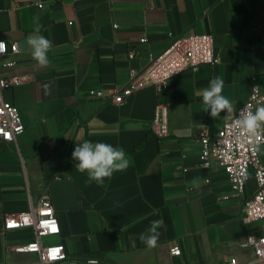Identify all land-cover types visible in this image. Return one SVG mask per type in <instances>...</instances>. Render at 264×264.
<instances>
[{
  "label": "crops",
  "instance_id": "1",
  "mask_svg": "<svg viewBox=\"0 0 264 264\" xmlns=\"http://www.w3.org/2000/svg\"><path fill=\"white\" fill-rule=\"evenodd\" d=\"M37 27L53 43L44 68L24 47ZM201 34L213 36L216 65L183 71L161 93L148 87L121 104L112 101L109 93L128 82L132 68L145 67L177 37ZM0 39L19 44L14 67L1 66L0 58V77L23 80L3 96L26 127L15 143L0 141V264L39 263L38 254L20 251L35 240L34 230L5 231L4 222L43 197L61 225V234L44 242L64 244L84 260L226 264L255 258L238 244L261 234L264 221L244 223L245 199L232 196L228 175L215 163L200 166L197 132L205 125L216 135L228 119L225 111L218 118L203 111L200 93L212 78L224 79L223 94L236 111L249 98L253 76L264 87V0H0ZM91 90L107 97L90 98ZM160 104L168 107L170 130L162 139L152 132ZM85 141L122 147L129 168L104 186L87 183L71 156ZM251 171L247 197L257 188ZM161 218L157 247L148 249L140 234ZM178 244L182 253L172 256Z\"/></svg>",
  "mask_w": 264,
  "mask_h": 264
},
{
  "label": "built area",
  "instance_id": "2",
  "mask_svg": "<svg viewBox=\"0 0 264 264\" xmlns=\"http://www.w3.org/2000/svg\"><path fill=\"white\" fill-rule=\"evenodd\" d=\"M142 40L148 41L146 37ZM18 52V43L9 44L6 40L0 39L1 66L14 67L16 65L14 56ZM134 57L135 53L132 50L130 58ZM218 62L212 35L180 36L173 39L164 53L150 55L145 67L132 68L128 82L120 88L113 89L109 93L110 98L115 103L121 104L127 97L148 87L161 93L183 71L196 70L203 64L216 65ZM21 83L23 80L19 77L12 79L0 77V141L15 143L26 130L17 106L4 99L3 96L4 89ZM88 95L95 99L107 97L102 90H91ZM245 106H250L253 111L259 106H264V87L256 83L255 76L252 78L249 98L239 110ZM167 111L168 107L160 104L153 118L152 132L161 139L170 134ZM259 139L264 143V136ZM197 142L202 145L200 166L208 169L215 163L221 167L229 177L232 196L245 199L242 221L246 224L264 221V159L263 154H253L251 150L253 139L233 127L232 120L227 119L216 135L210 133L208 126H201L197 132ZM251 170L254 171L257 188L251 197H247V185L252 176ZM192 190L193 188L190 187L189 191ZM229 198V195L222 197L223 200ZM23 228L33 229L35 240L21 246L20 251L38 254L40 256L38 264H87V259L84 260L70 254L64 244L44 242L46 237H57L61 234L57 211L49 198L43 197L38 203L31 205L27 211L11 214L5 219V231ZM238 246L241 249L252 250L255 258L248 263H241L235 257L229 259L226 264H264V228L259 235H248ZM170 253L172 256H179L182 253L180 245L172 247Z\"/></svg>",
  "mask_w": 264,
  "mask_h": 264
},
{
  "label": "clouds",
  "instance_id": "3",
  "mask_svg": "<svg viewBox=\"0 0 264 264\" xmlns=\"http://www.w3.org/2000/svg\"><path fill=\"white\" fill-rule=\"evenodd\" d=\"M36 34L29 35L24 47L30 51L32 59L41 68L47 67L50 63L48 53L53 48L51 40L38 34L40 28L35 30ZM225 81L221 77H214L209 81L200 95L204 105L203 111H209L212 118H218L222 111L227 115L225 118L232 120L236 129L246 133L253 139V154H264V143L260 137L264 136V106L251 110L245 106L237 113L232 101L223 94ZM73 160L78 161L76 170L87 175V183L94 182L97 186H104L105 180H110L114 173L124 172L130 166L126 152L122 147L114 146L105 142L85 141L77 144L71 153ZM193 187H199L197 180H193ZM164 220L156 219L151 221L145 232L140 234V240L145 243L148 249L157 247L159 229L164 227ZM87 264H99L96 259H88Z\"/></svg>",
  "mask_w": 264,
  "mask_h": 264
}]
</instances>
